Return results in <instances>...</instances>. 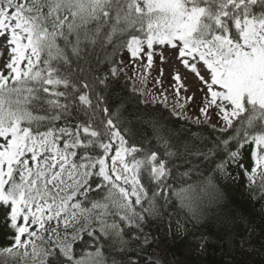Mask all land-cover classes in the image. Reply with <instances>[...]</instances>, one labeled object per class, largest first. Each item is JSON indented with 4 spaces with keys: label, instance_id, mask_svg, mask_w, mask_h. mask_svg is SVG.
<instances>
[{
    "label": "snow or ice",
    "instance_id": "obj_1",
    "mask_svg": "<svg viewBox=\"0 0 264 264\" xmlns=\"http://www.w3.org/2000/svg\"><path fill=\"white\" fill-rule=\"evenodd\" d=\"M0 38V264H137L171 196L200 215L173 188L198 168L188 156L264 199V0H0ZM157 62L158 102L171 89L177 116L217 118L206 152L127 119L115 83Z\"/></svg>",
    "mask_w": 264,
    "mask_h": 264
},
{
    "label": "trees",
    "instance_id": "obj_2",
    "mask_svg": "<svg viewBox=\"0 0 264 264\" xmlns=\"http://www.w3.org/2000/svg\"><path fill=\"white\" fill-rule=\"evenodd\" d=\"M114 87L126 101L125 115L134 129L147 131V122L152 117H158L172 130L177 144L188 142L205 152L220 134L205 120L197 124L189 121L184 114L177 116L175 113L180 110L172 106L144 99L143 94L137 92L122 73ZM183 159L181 157L178 161L180 171H185L191 164L198 165V168L181 181L174 182L173 188L190 187L189 195L199 204L200 215L192 218L175 196H171L164 204L162 217L150 219L141 225L152 236L144 244L141 234L139 245L134 246L136 255L133 258L138 257L137 264H158L148 258L156 251L164 258L165 264H170L166 254L170 246L169 219L173 213L183 214L190 224L205 232L204 264H264V199L256 196L254 205L242 201L237 190L215 172V164L210 161L216 157L204 160L202 157L188 156L191 164H184ZM209 176L217 177L219 191L207 185ZM261 204L263 210L260 211ZM3 231L4 228L0 226V233Z\"/></svg>",
    "mask_w": 264,
    "mask_h": 264
},
{
    "label": "rangeland",
    "instance_id": "obj_3",
    "mask_svg": "<svg viewBox=\"0 0 264 264\" xmlns=\"http://www.w3.org/2000/svg\"><path fill=\"white\" fill-rule=\"evenodd\" d=\"M4 41L0 38V45H3ZM5 56H7V51L5 50ZM4 58L0 57V67H3ZM159 66V62L153 66L151 70H148L146 66L139 69L138 71L133 70V72L122 71V74L127 75L133 88L143 94L144 99L150 101H160L162 97L159 96L158 90L160 86L154 83V72ZM167 106H172L176 110H180L176 107L175 101L173 100V95H167ZM180 100L183 102V94H181ZM199 105H188L186 108L189 110L183 113L189 121L196 122L195 117L200 116L198 111ZM200 120L204 121L205 118L200 116ZM206 121V120H205ZM210 126L220 125L217 124V118L215 115L212 116L211 121H206ZM235 173V169H231ZM228 183L234 187L238 192V197L242 201H247L250 204L254 205L257 202L256 196L259 195V192H256V196H253L252 191L246 186V181L244 179L232 180L227 179ZM259 210H263V205H259ZM182 225L183 227H178ZM0 226L4 228L3 225V213L0 212ZM143 229V227L141 226ZM169 237H170V246L169 252L166 254L167 261L170 264H204L205 257V247L204 239L205 232L196 226L190 224L183 214L173 213L169 219ZM152 234L143 229L141 240L144 244H147L151 239ZM147 240V243H145ZM149 260L156 262L158 264H165L164 258L160 255L158 251L154 252L152 255L148 256Z\"/></svg>",
    "mask_w": 264,
    "mask_h": 264
},
{
    "label": "bare ground",
    "instance_id": "obj_4",
    "mask_svg": "<svg viewBox=\"0 0 264 264\" xmlns=\"http://www.w3.org/2000/svg\"><path fill=\"white\" fill-rule=\"evenodd\" d=\"M164 67H165V77H164L165 84H164V87H167V85L169 83L168 73L171 71V66L170 65H165ZM141 68H143V66H141L139 64H129L128 67L124 68L123 70L125 72H133V70H134V72H135V71H138ZM153 75H154V80L157 79V78H159L158 68L156 69V71L154 72ZM170 94H172L171 89L168 90V92L166 93V95H170Z\"/></svg>",
    "mask_w": 264,
    "mask_h": 264
}]
</instances>
